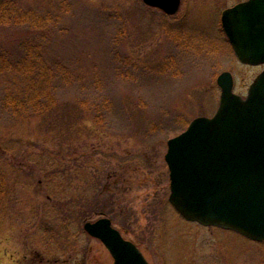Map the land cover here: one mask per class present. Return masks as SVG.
Returning <instances> with one entry per match:
<instances>
[{"label": "rangeland", "instance_id": "rangeland-1", "mask_svg": "<svg viewBox=\"0 0 264 264\" xmlns=\"http://www.w3.org/2000/svg\"><path fill=\"white\" fill-rule=\"evenodd\" d=\"M12 1L39 24H0L2 62L21 66L0 68V264H112L83 228L101 216L149 264H264V240L173 208L164 159L169 138L216 111L219 74L243 94L260 71L221 26L242 0H181L173 14L142 0ZM42 64L67 77L55 70V104L37 114L17 98Z\"/></svg>", "mask_w": 264, "mask_h": 264}, {"label": "water", "instance_id": "water-1", "mask_svg": "<svg viewBox=\"0 0 264 264\" xmlns=\"http://www.w3.org/2000/svg\"><path fill=\"white\" fill-rule=\"evenodd\" d=\"M167 14L180 0H142ZM221 26L238 60L264 65V0H244L221 12ZM215 113L193 118L167 140L168 201L186 220L264 239V67L245 97L233 92L230 72L218 75ZM112 264H149L140 249L113 227L108 217L85 221Z\"/></svg>", "mask_w": 264, "mask_h": 264}, {"label": "trees", "instance_id": "trees-1", "mask_svg": "<svg viewBox=\"0 0 264 264\" xmlns=\"http://www.w3.org/2000/svg\"><path fill=\"white\" fill-rule=\"evenodd\" d=\"M12 0H0V24L6 23L8 20L21 24V23H26V22H32L33 24H39V19L37 16L32 13L28 14L26 12H22L20 7L17 6L16 9H13L11 4ZM32 53H35L33 50ZM32 55V54H31ZM10 59L6 52L3 50L0 51V68L2 69H8V68H19L21 67L17 61L15 62H9L4 64L2 61L5 59ZM32 61H30L29 64H26L24 67H30L34 68L37 64L35 63L36 57H34ZM43 60V59H42ZM16 63V64H15ZM40 66H43V68H37V70L34 72V75L29 78L30 85L27 87V93H25V96L22 98H17V106L25 108L27 104H30L32 101L35 100L36 106H35V113L39 114L42 113L45 108H51L55 104V99L52 94V82H53V76L55 70H59L62 72V74L66 76V73L63 72L64 67L60 64H57L55 67L48 66L46 64H42ZM14 96L12 97V100L9 103H12L14 100ZM20 105V106H19ZM26 110V109H23ZM24 116V115H23ZM4 186H3V181H0V197L3 195L4 192Z\"/></svg>", "mask_w": 264, "mask_h": 264}, {"label": "flooded vegetation", "instance_id": "flooded-vegetation-1", "mask_svg": "<svg viewBox=\"0 0 264 264\" xmlns=\"http://www.w3.org/2000/svg\"><path fill=\"white\" fill-rule=\"evenodd\" d=\"M240 62H241V61H240ZM241 63L244 64V65H250V64H247V63H243V62H241ZM256 66H260V70H261L262 67H263V65H256ZM259 72H260V71H259ZM259 72H258V73H259ZM244 93H245V92H244ZM244 93H243V94H244Z\"/></svg>", "mask_w": 264, "mask_h": 264}]
</instances>
